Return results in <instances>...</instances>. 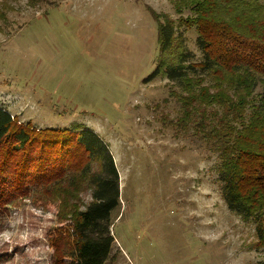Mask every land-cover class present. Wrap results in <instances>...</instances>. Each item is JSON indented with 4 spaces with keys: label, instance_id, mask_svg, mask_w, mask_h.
Instances as JSON below:
<instances>
[{
    "label": "rangeland",
    "instance_id": "rangeland-1",
    "mask_svg": "<svg viewBox=\"0 0 264 264\" xmlns=\"http://www.w3.org/2000/svg\"><path fill=\"white\" fill-rule=\"evenodd\" d=\"M148 9L201 58L173 0H0V109L39 129L85 127L109 146L122 193L107 264H260L256 225L223 199L218 156L178 125L181 90L161 76L145 83L159 56ZM62 227L56 207L11 208L0 264H53Z\"/></svg>",
    "mask_w": 264,
    "mask_h": 264
},
{
    "label": "trees",
    "instance_id": "trees-1",
    "mask_svg": "<svg viewBox=\"0 0 264 264\" xmlns=\"http://www.w3.org/2000/svg\"><path fill=\"white\" fill-rule=\"evenodd\" d=\"M179 27L196 32L201 58L187 51L172 21L157 22L158 67L145 81L177 85L183 116L218 156L227 208L256 225L264 246V0H173ZM89 191L86 206L81 194ZM117 166L102 137L77 126L39 129L0 109V223L25 200L58 208L53 264H107L121 209ZM84 205V206H83ZM69 223L68 226H65ZM260 264H264V261Z\"/></svg>",
    "mask_w": 264,
    "mask_h": 264
}]
</instances>
